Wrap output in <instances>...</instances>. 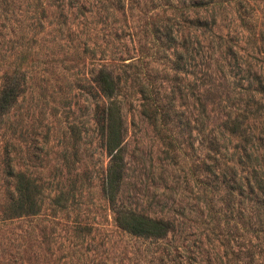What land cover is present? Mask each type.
<instances>
[{"label": "rangeland", "instance_id": "374dc122", "mask_svg": "<svg viewBox=\"0 0 264 264\" xmlns=\"http://www.w3.org/2000/svg\"><path fill=\"white\" fill-rule=\"evenodd\" d=\"M100 67L118 77L123 122L113 205ZM13 74L0 264H264V0H0V89ZM17 173L29 210L15 208ZM116 207L173 229L134 235Z\"/></svg>", "mask_w": 264, "mask_h": 264}, {"label": "trees", "instance_id": "16d2710c", "mask_svg": "<svg viewBox=\"0 0 264 264\" xmlns=\"http://www.w3.org/2000/svg\"><path fill=\"white\" fill-rule=\"evenodd\" d=\"M94 82L99 95L105 100V104H102L98 110L95 122L102 140L103 148L109 153L104 189L108 201L113 205L124 168L121 147L123 122L119 106L114 99L119 80L117 75H114L109 69L100 67L95 73ZM20 90V78H18L16 74L4 78V82L0 89V115L5 113L13 104ZM231 123L232 130H238V124L234 121ZM13 177L15 178L17 191L20 192L16 200L18 202L15 208L23 210L31 209L34 205V187L30 185V181L22 173L14 174ZM231 180L235 182L234 179ZM254 184L256 190L264 192V179L258 177L254 180ZM114 212L117 225L134 235L161 238L173 229L171 222L162 218H150L142 213H136L129 209L124 210L120 207H116Z\"/></svg>", "mask_w": 264, "mask_h": 264}]
</instances>
